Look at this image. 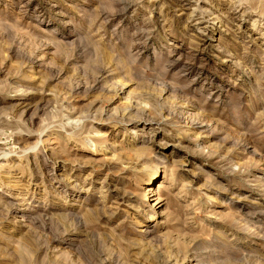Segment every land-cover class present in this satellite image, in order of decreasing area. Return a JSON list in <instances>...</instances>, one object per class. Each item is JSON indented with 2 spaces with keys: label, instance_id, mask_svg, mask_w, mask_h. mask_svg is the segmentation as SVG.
I'll return each instance as SVG.
<instances>
[{
  "label": "rangeland",
  "instance_id": "rangeland-1",
  "mask_svg": "<svg viewBox=\"0 0 264 264\" xmlns=\"http://www.w3.org/2000/svg\"><path fill=\"white\" fill-rule=\"evenodd\" d=\"M2 153L0 264H264V0H0Z\"/></svg>",
  "mask_w": 264,
  "mask_h": 264
},
{
  "label": "bare ground",
  "instance_id": "bare-ground-1",
  "mask_svg": "<svg viewBox=\"0 0 264 264\" xmlns=\"http://www.w3.org/2000/svg\"><path fill=\"white\" fill-rule=\"evenodd\" d=\"M45 132V131H44ZM94 135H92V137H93ZM91 137V138H92ZM96 137V136H95ZM98 137L100 138V139H102V141H105V138H104V136H103V133L101 134V133H99V135H98ZM98 137L96 138V139H98ZM94 138V137H93ZM95 138H94V140H96ZM44 139H42V136H41V133L39 134V136H38V139L36 140V142L32 145V146H30L29 147V149H32V150H35V151H37L38 150V148L40 147V146H43V144H44ZM103 145H105V144H103ZM102 146V145H101ZM90 149V148H89ZM94 151V150H93ZM10 155V154H9ZM8 153H2V155L0 156V158L1 159H5V160H7L8 158ZM20 155V154H19ZM18 155V156H19ZM21 160V159H20ZM20 216V215H19ZM19 241V240H18ZM17 244V243H16ZM17 245H19V244H17ZM20 246H21V244H20ZM17 247V246H16ZM17 248H19V246L17 247ZM22 248H23V246H21V251H24V250H22ZM19 250H20V248H19ZM28 258V257H27ZM27 261H28V259H26ZM25 260V261H26ZM26 261V262H27ZM20 262V261H19ZM23 262V261H22ZM18 263V264H23V263ZM29 264H30V262H29Z\"/></svg>",
  "mask_w": 264,
  "mask_h": 264
}]
</instances>
